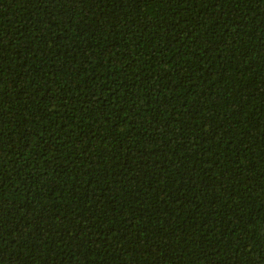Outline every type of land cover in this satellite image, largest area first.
<instances>
[{
	"label": "trees",
	"instance_id": "obj_1",
	"mask_svg": "<svg viewBox=\"0 0 264 264\" xmlns=\"http://www.w3.org/2000/svg\"><path fill=\"white\" fill-rule=\"evenodd\" d=\"M264 0H0V264H261Z\"/></svg>",
	"mask_w": 264,
	"mask_h": 264
},
{
	"label": "snow or ice",
	"instance_id": "obj_2",
	"mask_svg": "<svg viewBox=\"0 0 264 264\" xmlns=\"http://www.w3.org/2000/svg\"><path fill=\"white\" fill-rule=\"evenodd\" d=\"M261 264H264V257L261 258Z\"/></svg>",
	"mask_w": 264,
	"mask_h": 264
}]
</instances>
